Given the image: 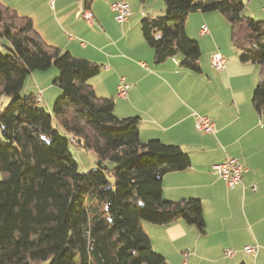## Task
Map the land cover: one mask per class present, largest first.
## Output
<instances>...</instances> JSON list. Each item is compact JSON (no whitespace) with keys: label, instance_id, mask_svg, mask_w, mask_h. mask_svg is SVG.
<instances>
[{"label":"trees","instance_id":"1","mask_svg":"<svg viewBox=\"0 0 264 264\" xmlns=\"http://www.w3.org/2000/svg\"><path fill=\"white\" fill-rule=\"evenodd\" d=\"M163 2L164 15L140 21L156 63L178 56L182 67L199 73L200 44L186 23L192 14L218 12L240 61L264 69V19L248 15L244 0ZM0 37L9 42L7 53L0 50V103L10 98L0 110V264H168L144 222L183 221L207 233L200 199L163 196L165 175L190 168V156L178 145L144 141L140 117L115 114L114 98L98 96L90 83L101 65L47 43L31 18L1 0ZM53 66L61 94L49 111L37 106L41 90L22 91L28 76ZM116 96L127 98L128 89ZM252 105L264 112V79ZM72 144L92 152L99 166L80 172Z\"/></svg>","mask_w":264,"mask_h":264},{"label":"crops","instance_id":"2","mask_svg":"<svg viewBox=\"0 0 264 264\" xmlns=\"http://www.w3.org/2000/svg\"><path fill=\"white\" fill-rule=\"evenodd\" d=\"M1 1L31 18L47 43L101 65V73L90 80L96 94L114 98L118 117H140L144 141L178 145L190 156V168L165 175L163 196L170 201L200 199L207 233L202 236L183 221L163 226L144 222L154 250L168 264H264V112L257 113L252 105L264 69L240 61L228 22L222 18L219 26L206 17H189L186 32L201 49V71L196 73L182 67L178 56L155 62L139 32L146 0H106L107 7L90 0L94 25L83 18L78 0ZM117 1L128 2L132 11L121 24L110 10ZM244 5L248 15L264 19V0H244ZM204 27L208 32H202ZM216 53L226 59L221 71L212 65ZM122 81L129 86L127 98L116 96ZM33 88L34 94L41 90L42 95L51 89L37 84ZM54 97L47 104L49 111ZM43 101L45 106L44 97ZM195 113L212 119L216 134L198 132ZM228 156L247 168L235 188L212 171ZM248 245L257 248L256 255L244 251Z\"/></svg>","mask_w":264,"mask_h":264},{"label":"rangeland","instance_id":"3","mask_svg":"<svg viewBox=\"0 0 264 264\" xmlns=\"http://www.w3.org/2000/svg\"><path fill=\"white\" fill-rule=\"evenodd\" d=\"M100 1L104 3L103 7H107L108 3H107L106 0H100ZM143 7H144L143 9L146 12L145 16H147V15L157 16V15H164L165 14V4H164L163 0H146V2L144 3ZM162 7L164 8V11H161ZM192 15H194V16H191L192 20L193 19H198V18H201V17H206L207 19H210L212 21L219 22V26L221 24V20L220 19L223 18L225 21H227L226 18L222 14H220L218 12H199V13H195V14H192ZM114 19H115V16H114L113 20ZM255 19L257 21L260 20L259 18H255ZM140 21H141V19H140ZM228 25H229V23H228ZM223 27H224V22H223ZM229 28H230V25H229ZM139 32L141 33L140 26H139ZM230 41H231V39H230ZM8 46H9V42L7 40H5V39L0 37V50L3 53H7L8 52V49H7ZM92 46H94V45H92ZM63 52H65V51H63ZM57 75H58V70L54 66L50 70H48L46 72H39L38 71V72L32 73L26 79L25 85H24V89H23L22 93L23 94L34 93L35 89L33 87L36 84L41 89H43L45 86L49 85V88H51V89L46 91V92H44V94H43L44 100L46 102L45 106L43 105L44 101L42 103H37V106L39 108L48 109V105L47 104L51 101L50 99L52 98V96L55 95L54 99L51 102V106L53 107V104H54L55 100L61 94V91H59V89L56 86L53 85V82H54L55 77ZM57 89H58V91H56ZM9 101H10L9 97H7V96L4 97L2 99V101H1V103H0V110L4 109L7 106V104L9 103ZM54 124H55V126L57 125L56 123H54ZM71 150H72V153L74 155L75 160L78 163V169H79L80 172H86V171H88V170H90L92 168H97L99 166L98 165V160H97L96 156L92 152L84 150L83 148L78 147L75 144L71 145ZM2 179H3V175L0 172V181ZM42 264H50V261L43 262Z\"/></svg>","mask_w":264,"mask_h":264},{"label":"built area","instance_id":"4","mask_svg":"<svg viewBox=\"0 0 264 264\" xmlns=\"http://www.w3.org/2000/svg\"><path fill=\"white\" fill-rule=\"evenodd\" d=\"M90 0H78L83 18L89 23H94V18L91 10L87 7ZM111 10L114 13L115 21L117 23H124L131 15V7L126 1H117L111 4ZM202 32H208V28L204 27ZM213 66L217 70H223L225 68V58L221 54H215L212 57ZM120 83H123L120 82ZM128 85L119 84L117 87V93L120 97H126ZM195 117V127L197 131L203 134H216L217 126L215 122L207 116L200 115L198 113L194 114ZM213 173L223 180L229 188L237 187L241 182L247 168L240 163L236 158L228 156L224 161L217 163L212 166ZM255 190V185L252 186ZM244 251L247 254L256 255L257 248L251 245L245 246ZM227 255H232L231 251L226 253Z\"/></svg>","mask_w":264,"mask_h":264}]
</instances>
